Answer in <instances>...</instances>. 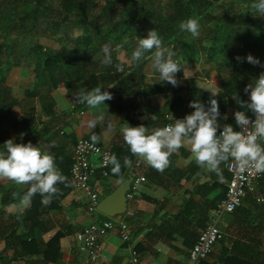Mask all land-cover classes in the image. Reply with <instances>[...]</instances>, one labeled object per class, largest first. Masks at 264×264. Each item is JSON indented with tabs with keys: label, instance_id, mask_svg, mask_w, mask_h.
<instances>
[{
	"label": "trees",
	"instance_id": "trees-1",
	"mask_svg": "<svg viewBox=\"0 0 264 264\" xmlns=\"http://www.w3.org/2000/svg\"><path fill=\"white\" fill-rule=\"evenodd\" d=\"M27 1L31 6L23 4ZM254 2L256 0H103L98 5L93 0H0V149L4 148L8 137V132L1 128L8 122L12 111L18 108L23 112L18 120L22 126H26V134H29L36 129V98L42 106V115L51 117L54 115L52 95L56 91L71 97L80 108L87 104L78 101L79 93L95 88L105 87L113 97L110 100L112 104L121 102L134 86H139L137 91L148 95L170 91V86L162 84L156 87L141 84L144 78L142 69L152 60V53H145L139 61L132 59L138 46L137 38H147L152 30L158 32L164 46L174 53L172 59L179 65L196 64L202 59L203 63L214 66L220 79L218 96L212 97V94L196 90L195 86V93L188 100L189 103L198 101L207 109L210 107L209 100L217 99L221 113L218 119L221 120L228 109L233 114L244 111L247 116L251 115L252 112L243 105L251 102L250 92L245 93V88L264 73V17L259 16L251 7ZM217 10L221 11L220 14L214 15ZM125 15L128 16L127 19L124 18ZM190 18L199 21L198 38H193L190 33L180 29V23ZM40 21L43 22V27L39 26ZM53 45L59 46V49L56 50ZM105 45L110 48L111 65L103 63ZM213 52L221 58L220 61H214ZM119 53L124 54V58L130 61L129 64L120 61L117 57ZM249 54L257 58L260 65L248 63L246 58ZM24 57L33 62L36 82L34 88L26 91L24 98L18 100L16 95L19 93H13L5 84V76L12 69H18L21 66L20 59ZM237 57L242 60L238 61ZM117 65L122 66L123 71H119ZM188 85L194 86L195 79L188 81ZM109 86L114 87L108 88ZM179 90L181 89H176V92ZM183 104L184 100L176 96L168 107V113L175 114ZM191 109L195 111L194 108ZM153 115H156L155 120L151 119ZM164 115L165 113L149 106L143 117L136 122L151 132V128L154 130L164 127ZM222 123L235 129L230 119L220 121L219 124ZM113 155L122 165L121 174H112L111 163L106 172L120 181L127 175L123 159H131V155L124 154L119 148L112 152L111 156ZM70 167L71 164L69 176ZM228 180L229 175L223 170L210 186H198L194 194H199L204 201L214 192L215 196L208 200L207 206L200 208L195 218L185 216L183 212H178L173 217H164L148 232V239L153 244L161 242L179 252L182 249L178 244L185 250L190 249L206 226L208 210L215 207L214 201L218 203L224 197ZM258 183L260 192H264V175ZM64 185L58 184L57 187L62 190ZM204 189H209V193H205ZM68 191L69 188L54 196L48 206H44L41 203L42 197L36 194L24 216L25 220L45 215L53 207V203L59 202ZM145 198L155 201L151 197ZM188 203L186 207L192 204ZM258 210L260 213L255 226L249 218H245L254 211L249 200L245 206L234 211V217L244 215V220H236L246 223L244 228H252V232H247L245 228L241 236L249 243L245 248H240V242H235L231 248L222 247V264H262L252 256L244 258L237 254L258 253L254 250L262 245L261 238H253L255 231L264 233V207L260 206ZM60 238L61 234L57 233L47 242L43 253L45 262L56 261ZM135 248L138 252L143 249L138 244Z\"/></svg>",
	"mask_w": 264,
	"mask_h": 264
},
{
	"label": "crops",
	"instance_id": "crops-1",
	"mask_svg": "<svg viewBox=\"0 0 264 264\" xmlns=\"http://www.w3.org/2000/svg\"><path fill=\"white\" fill-rule=\"evenodd\" d=\"M120 61L127 64L130 62L121 58ZM152 62V60L149 61L143 67L142 74L144 78L141 84L150 87L162 84L170 86V91L148 95V93L137 91L139 86H134L130 88L129 95L123 97L121 102L112 104L108 100L105 101V105L96 108H90L88 105L80 108L71 97L68 98L64 93L56 91L52 95L54 115L51 117L42 115V106L36 98L34 113V126H36V129L30 131L29 134H26V126H22L18 120L23 116V112L18 108L12 111L8 122L1 128L8 132L7 141L12 139L15 143L25 145L31 142L34 146L40 147L42 151L49 152L50 155L55 157V164L61 173L67 177L65 185L59 193L68 188L70 191L59 202L53 203V207L45 215L25 220L24 216L30 206L21 208L20 200L28 187L18 185L7 178H0V264H126L128 251L126 245L121 243L115 230L99 240V257L93 262L78 251V244L75 239V234L82 228L95 220L105 218L99 213L92 215L87 212V198L81 191L74 189L68 172L77 139L85 137L91 140L94 133L100 138L97 144L104 149H108L111 154L119 148L124 154L131 155L132 167H127V175L133 174L134 165L138 162L140 166L135 171L145 176L146 181L140 185L137 201L128 204V209L134 212V216L125 219L132 229V242L134 240L136 245L143 247L139 252L140 264H186L189 249L185 250L178 244V247L182 249L179 252L161 242L153 244L148 239L147 234L164 217H173L178 212H183L185 216L195 218L197 216L196 212H199L200 208H205L209 202L208 200L215 196L212 192L211 196H208V200L205 199L204 201L199 194H194L195 189L202 184H209L210 186L219 178V175L209 171L206 167H199L193 158L191 145L187 143L170 156L169 167L163 173H160L149 166L145 160L132 155L129 146L124 141L122 128L126 124L131 127L140 126L136 121L143 117L146 107L149 106L162 113H168V107L176 96L181 97L184 104L175 114H172L184 119L194 112L188 101L195 93L194 87L196 86V90H202L208 94H211L210 91L217 93L220 88V79L216 70H201L199 73L201 76L199 77V75H196L199 70L193 67L194 65L191 64V67H189L190 64L185 63L180 65L182 69L176 74L179 84L174 88L170 83L160 80L159 73L151 67ZM187 66L189 67L188 70ZM193 79H195V85H188V81ZM134 81L135 79L133 83ZM20 82L21 77L19 75L8 76L5 80V84L12 89L13 93H19L16 95L18 100H22L24 93L31 90L33 86V82L31 84H16ZM178 88L181 90L176 92ZM101 116L102 119H100ZM225 116L233 122L235 128L238 127L231 109H228L222 120L220 118L218 122H224L226 120L224 119ZM91 121H96L95 129L88 126ZM223 126L222 123L221 128ZM0 152L6 154L5 147L2 150L0 149ZM221 169L222 171L226 170V164H221ZM120 181L109 175L103 177L100 170L97 169L90 183L102 199ZM259 189L258 183L257 192H260ZM204 192L209 193V189H204ZM260 193L264 194V192ZM14 194L16 195L14 196ZM145 196L151 197L155 201L146 200ZM188 202L192 203L189 205L190 207H186L189 204ZM216 204L214 201L215 206ZM213 208H210L207 212L206 225L208 224L209 212ZM33 223L36 226L33 227ZM252 224L256 225L255 220L252 221ZM239 225L244 228L246 223L228 218L220 224V228L224 233L225 229L233 230L235 227L238 228ZM246 230L252 232L248 227ZM57 233L61 234L58 257L55 262L47 263L44 261L43 253L47 242ZM262 234L257 231L253 234V238L262 239L261 247L254 250L258 253L237 254L244 258L252 256L264 264V237ZM235 242H240L241 249L249 244L242 237L236 238L231 246H234ZM22 243H24V246ZM231 246L228 248H231ZM218 248H220V245L216 244L213 252L201 264H222L224 254L222 249Z\"/></svg>",
	"mask_w": 264,
	"mask_h": 264
},
{
	"label": "clouds",
	"instance_id": "clouds-1",
	"mask_svg": "<svg viewBox=\"0 0 264 264\" xmlns=\"http://www.w3.org/2000/svg\"><path fill=\"white\" fill-rule=\"evenodd\" d=\"M251 7L259 16L264 17V0H256ZM180 29L190 33L193 38H198L200 35V24L197 19L190 18L181 22ZM137 39L138 46L133 52L132 59L139 61L145 53H152L151 67L159 73L160 80L178 86L179 81L176 79V74L182 68L172 59L174 53L164 46L158 32L152 30L149 31L147 38ZM103 52L105 53L103 63L111 65L112 59L108 45L104 46ZM236 59L242 60L241 57ZM246 59L254 66L261 63L251 54ZM117 69L123 71L120 65H117ZM253 84L245 88V93L250 92L251 102L243 105L253 113L255 120L250 119L246 112L237 111L234 116L240 131H235L231 125L227 124L220 131L219 103L217 99L211 98L210 107L207 109L204 104L194 101L189 105L195 109L192 114L184 119L175 120L174 124L156 128L151 132L144 125L131 127L126 124L122 128L124 141L129 146L132 155L145 160L149 166L160 173L169 167L170 156L185 143L191 145L196 164L202 168L206 167L217 175L222 173L221 164H228L229 161L232 162L229 164L230 167L236 166L241 172L250 170L255 173H264V73H261ZM111 87L114 86L109 88ZM210 92L212 97L218 96L216 92ZM112 98L111 93L95 88L79 93L78 101L86 103L90 108H96L105 105V101ZM102 118L101 116L100 119ZM151 119L155 120L156 115L151 116ZM224 119L227 117L225 116ZM88 126L95 129L96 121L89 122ZM99 139V136L94 133L91 136L92 143L89 147L95 148ZM4 147L6 154L0 152V178H7L18 185L28 187L20 200V207L30 206L36 194L42 197L41 203L44 206L50 205L53 197L60 192L57 185L65 184L67 180V177L56 166L55 157L31 142L25 145L9 139ZM108 162L113 166L112 174L119 176L122 165L117 157L111 156ZM123 166L131 168L132 160L124 157Z\"/></svg>",
	"mask_w": 264,
	"mask_h": 264
},
{
	"label": "built area",
	"instance_id": "built-area-1",
	"mask_svg": "<svg viewBox=\"0 0 264 264\" xmlns=\"http://www.w3.org/2000/svg\"><path fill=\"white\" fill-rule=\"evenodd\" d=\"M248 117L253 121L255 120L253 113ZM177 119H180V117L166 113L164 115V127L174 124ZM222 130L223 128L220 129V131ZM234 130L240 131L239 126ZM91 143L92 141L85 137L77 139L71 157L70 179L72 180L74 189L81 191L87 198V212L95 215L98 214L96 207L100 201V197L92 187L90 181L97 169L100 170L103 177L108 176L106 170L109 167L108 161L111 158V153L99 144H96L95 148H90L89 145ZM231 163L229 161L226 164L229 180L225 195L210 210L208 224L198 234L193 246L188 250L186 264H200L209 257L214 246L224 237V233L218 225L221 218L225 215L233 214L241 206L247 193L257 191V184L264 173H255L250 170L241 172L236 166L230 167L229 164ZM139 166L138 162L135 163L132 170V180L129 190L126 192L127 210L125 215L119 220L107 217L95 220L75 234L78 251L90 261H96L99 257V240L105 238L110 232L115 230L121 243L126 245L128 251L126 264H140V255L135 248L136 242L134 240L132 242V229L125 220L126 217L134 216V212L128 209V204L137 201L140 185L146 181L143 174L135 171ZM253 199L257 205L264 207L263 193L257 192Z\"/></svg>",
	"mask_w": 264,
	"mask_h": 264
},
{
	"label": "rangeland",
	"instance_id": "rangeland-1",
	"mask_svg": "<svg viewBox=\"0 0 264 264\" xmlns=\"http://www.w3.org/2000/svg\"><path fill=\"white\" fill-rule=\"evenodd\" d=\"M19 1H23V0H19ZM96 4L100 5L103 3V0H93ZM24 5L26 6H29L30 3L27 2H24L23 3ZM31 6V5H30ZM29 8V7H27ZM221 11L217 10L216 12H214V15H218L220 14ZM124 18H128V16H124ZM39 26L40 27H43V22L40 21L39 23ZM14 39V38H12ZM124 39H128V37H124ZM134 42L136 41V39L133 40ZM24 43H26V41H23ZM55 47V49H59V46L57 45H53V48ZM23 50V49H22ZM212 56L215 57L214 61H220L219 59H221L219 56H217L214 52L212 53ZM117 57L120 59H125L124 58V54L123 53H119L117 55ZM20 63H21V66L18 68V69H12L11 71H9L6 76H5V80L8 78V76H20L21 77V82L20 83H16V84H27V83H32L33 82V86L31 89L34 88V85H35V82H36V79H35V73H34V67H33V62L29 59V58H21L20 59ZM194 65L193 67H196L197 70H199L198 72H196V75H199L200 71L201 70H215L214 66H212L211 64L207 65L205 63H203V60L200 59L197 61L196 64H192ZM191 67V64L190 66ZM187 66V70L189 68ZM214 73V72H213ZM201 75H199L200 77ZM15 82V81H14ZM17 86V85H16ZM27 90V89H26ZM102 91H107L105 87L101 88ZM29 91V90H28ZM19 92V91H18ZM11 119V118H10ZM257 189V188H256ZM257 194V191L255 190L253 193H247L246 197L243 199L242 201V204H241V207L245 206L246 205V202L247 200H249V203L251 204V207L252 209L254 210L251 214H248L250 215L249 217H245V218H249L250 221H254L257 219V216L258 214L260 213L259 210H258V206L257 204H255L254 200H253V197L254 195ZM248 198V199H247ZM253 201V202H251ZM234 214V213H233ZM231 214V215H225L221 218L220 222H219V226L222 222H224L226 219L228 218H235L237 220H240V219H243L244 220V215L241 216L239 215L238 217H234V215ZM247 215V216H248ZM229 227V226H228ZM246 228V227H245ZM245 228L242 227V225H239L238 228L235 227V229L231 230V229H225V232H224V237L223 239L217 243L220 245V248L218 249H222V246H226V247H230L231 246V243L236 239V238H241L242 234L244 233L245 231ZM243 229V230H242ZM251 229L252 231V228H249ZM250 232V230H249ZM246 233V232H245ZM263 237H264V233L262 234ZM216 246V245H215ZM214 246V247H215ZM263 246H264V243H263ZM214 249V248H213ZM213 252V251H212Z\"/></svg>",
	"mask_w": 264,
	"mask_h": 264
},
{
	"label": "water",
	"instance_id": "water-1",
	"mask_svg": "<svg viewBox=\"0 0 264 264\" xmlns=\"http://www.w3.org/2000/svg\"><path fill=\"white\" fill-rule=\"evenodd\" d=\"M131 175H127L120 183L97 204V211L107 218L119 220L127 210L126 192L129 190Z\"/></svg>",
	"mask_w": 264,
	"mask_h": 264
}]
</instances>
